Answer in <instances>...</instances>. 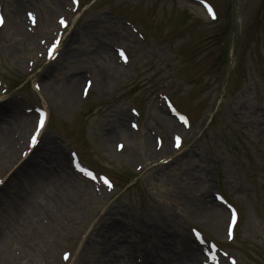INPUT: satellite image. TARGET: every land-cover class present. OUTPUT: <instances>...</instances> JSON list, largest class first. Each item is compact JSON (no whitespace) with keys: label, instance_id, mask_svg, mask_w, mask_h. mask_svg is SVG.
Segmentation results:
<instances>
[{"label":"rangeland","instance_id":"374dc122","mask_svg":"<svg viewBox=\"0 0 264 264\" xmlns=\"http://www.w3.org/2000/svg\"><path fill=\"white\" fill-rule=\"evenodd\" d=\"M210 1L218 13L213 21L194 0H81L75 13L69 0H0L5 14L10 2H22V20L26 9L36 16L30 47L18 42L15 45L12 38L18 41V37L9 34L6 24L0 26V101H16L23 113L32 114V125L36 121L33 107L45 106L49 111L46 133L68 160L69 151L75 150L96 173L112 178L114 190L105 192L100 214L117 201L134 216H141L145 209L158 210L178 231L185 230L192 236L191 226L200 228L206 238L230 249L240 264H264V0ZM59 15H65L70 25L57 60L48 65L39 59L42 41L56 31ZM108 39L113 44L112 56L116 58L114 47L121 45L130 59L122 65L110 63L114 73L104 84L95 85L92 65H85L89 69L83 66L80 73L75 72L78 83L72 81L77 88L70 102L58 91L43 89L39 77L45 69L55 87H64L60 70L66 68L69 59L71 63L76 57L87 58L101 65L103 58L93 46ZM73 67L65 71L70 73ZM86 78L92 85L82 96L79 88ZM36 82L40 85L37 91ZM164 95L191 121L190 128L181 131L183 144L178 148L172 146V131L165 133L154 120L156 115L167 116ZM119 108L132 116L131 108L140 113L139 118L128 119L138 122L137 130L131 127L137 137L150 129L162 144L168 140L171 152L166 156L176 158L163 166V181L145 166L139 167L136 158H125V139L103 136L101 121ZM29 130L30 126L25 134ZM116 140L124 141L119 152L123 157L112 153ZM184 152H191L198 161L195 172L210 179L209 188L204 181L191 183L184 177L194 164V160L189 161L192 158L178 159ZM32 156L35 158V152ZM81 178L78 186L83 188ZM90 184L93 192L97 191V185ZM166 189L170 193L162 196ZM207 189L208 205L216 201L213 193L220 192L238 210L235 237L229 243L225 244L224 237L226 209L219 218L217 233L219 219L215 214H198L203 210L195 211L187 204ZM93 209H85V232L96 218ZM77 225L71 219L67 221L60 245L51 248L49 264H64L59 260L63 250L74 254L75 259L69 258L68 264L81 259L77 249L72 250V241L82 232L77 230L73 235ZM3 239L8 240L6 236ZM12 251L16 258H11L9 250L3 264H27L21 258L22 251L14 247Z\"/></svg>","mask_w":264,"mask_h":264},{"label":"bare ground","instance_id":"6f19581e","mask_svg":"<svg viewBox=\"0 0 264 264\" xmlns=\"http://www.w3.org/2000/svg\"><path fill=\"white\" fill-rule=\"evenodd\" d=\"M57 1L61 3L60 0ZM23 4L9 3L5 24L9 34L18 37V41L12 38L15 45L18 42L24 47H30L34 43V35L24 29L20 14ZM74 38L75 36L71 37V41ZM112 45V41L108 39L93 46L98 56L103 58L101 65L87 58L81 60L76 57L71 63L69 59L65 67L74 66V71L69 73L65 71L66 68L60 70L63 88L55 87L48 78L47 70H43L39 77L43 89L58 91L61 98H67L70 102L75 97L77 88L73 84L78 81V74L75 72L80 73L83 66L89 69L85 65H92L93 83L97 86L104 84L114 73L109 64L114 63L115 66L118 63L110 51ZM11 50L9 52L13 57L16 48L13 46V52ZM81 88L82 84L79 94ZM130 115L123 108L108 114V119L102 120L100 124L102 134L105 139L112 135H115L114 140L125 139V158H136L141 166L151 170V173H156L157 178L161 180L163 166L176 158L167 159L166 155L171 152L168 140L159 147L153 145L148 129L141 131L143 135L137 137L129 126L127 127ZM162 118L156 115L154 120L165 133L181 129L177 121L170 116ZM29 126L30 130L25 134ZM45 129L38 134L36 144L30 143V138L36 131L32 125V114L23 113L21 106L12 99L0 101V178L8 174L0 185V227H3L0 229V264L9 258V255L6 257L9 250L11 258H16L12 247L23 252L21 258L26 259L27 264L51 263V248L60 245L67 221L70 219L78 223L73 235L77 230L82 231L72 241V250L77 249L81 259L77 257L72 264H231L225 262L222 256L214 260L208 258L210 256L206 254L208 250L203 243H198L185 230H176L169 217L158 210L149 208L145 209L141 216H134L117 201L106 206L100 214L101 202L107 198V193L102 190L93 192L89 181L84 178L83 188L78 186L81 182L72 169L70 160ZM116 143L117 140L114 142V148ZM114 148V156L123 157ZM34 152L35 158L32 156ZM20 155L23 159H20ZM181 158L194 160L193 169L188 174L183 173L184 177L191 183L204 181L206 188H209L210 179L195 172L199 163L193 159L192 153H181L178 159ZM198 158L197 156V160ZM207 191L208 189L204 190L196 197V201H188L187 204L194 207L195 211L203 210L198 214H215L221 219L224 208L216 201L213 205H208L205 195ZM169 193L170 190L166 189L162 196ZM91 206L94 208L93 217L96 218L92 221L89 231L84 233L87 225L85 209ZM220 219L216 222L217 233L220 232ZM5 236L8 239H5L6 241L3 239Z\"/></svg>","mask_w":264,"mask_h":264},{"label":"snow or ice","instance_id":"6c2138e0","mask_svg":"<svg viewBox=\"0 0 264 264\" xmlns=\"http://www.w3.org/2000/svg\"><path fill=\"white\" fill-rule=\"evenodd\" d=\"M73 2H76V0H73ZM201 2L203 3V0H201ZM208 13H209V15H213V16H214V13H213L211 7H208ZM29 15H31V14H29ZM0 23H2V20H0ZM60 23L63 25V24H65L66 22H65V20H64L63 18H61ZM57 43H58V41H57V42H54V43L52 44V46L48 49V51H49V55H50V56L52 55L54 49L56 48ZM122 55H123V53H122ZM180 120H181V121H184L185 123H187V122L184 120V117H183V116L180 117ZM43 127H44V114L41 113V115H40V119H39V121H38V123H37V126H36V131L32 134V136H31V138H30V143H32V144H36V143H37V136H38V134L40 133V130H41ZM133 127H135V125H133ZM175 140H176V147H179V146H180V137H179V136L175 137ZM87 175L91 176V173H87ZM104 182H105L106 184L109 183L106 179H105ZM232 221H233V223H235V221H236V213H235V211H233V214H232ZM229 238H231V226H229ZM64 258H65L66 260L69 258V254H68L67 252L64 253ZM208 258L214 260V259H215V255L213 254V255H211V256L208 257Z\"/></svg>","mask_w":264,"mask_h":264}]
</instances>
